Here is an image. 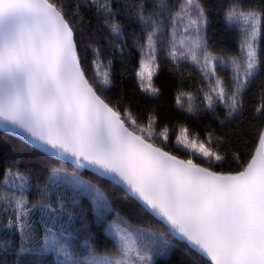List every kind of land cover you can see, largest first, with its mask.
Returning a JSON list of instances; mask_svg holds the SVG:
<instances>
[{"label": "snow or ice", "instance_id": "6c2138e0", "mask_svg": "<svg viewBox=\"0 0 264 264\" xmlns=\"http://www.w3.org/2000/svg\"><path fill=\"white\" fill-rule=\"evenodd\" d=\"M0 133V264H264V0H0Z\"/></svg>", "mask_w": 264, "mask_h": 264}, {"label": "trees", "instance_id": "16d2710c", "mask_svg": "<svg viewBox=\"0 0 264 264\" xmlns=\"http://www.w3.org/2000/svg\"><path fill=\"white\" fill-rule=\"evenodd\" d=\"M213 28L216 29L215 33H213ZM209 36L210 43L217 48L221 45H226L232 50L237 48L235 40L230 38L228 35L223 34L221 31V25L218 23H214L212 27L209 28ZM119 68L120 66L117 65V71H119ZM154 83L161 89V95L159 99L155 101V103L159 105L161 117L185 122L190 128L194 130L198 129L203 135L204 125L209 123L208 118L205 117L204 119L198 121L191 116L182 114L176 106V97L178 92L192 91L196 87L195 77L181 83L162 67L159 74L154 78ZM121 87L126 93L135 94L138 98H140L137 85L132 76H129L123 82ZM184 102L186 104V97ZM4 135L5 134L0 133V169L9 166L11 160L15 159L17 162L15 166L21 171L26 173L34 171L33 163L37 160V157L32 154V150L29 146L23 144L14 137L4 139ZM180 155H183V153H180ZM85 175H87V173H85ZM115 204L117 207H120L119 201H116ZM178 259L179 255L177 254L174 257V260Z\"/></svg>", "mask_w": 264, "mask_h": 264}, {"label": "water", "instance_id": "95a60500", "mask_svg": "<svg viewBox=\"0 0 264 264\" xmlns=\"http://www.w3.org/2000/svg\"><path fill=\"white\" fill-rule=\"evenodd\" d=\"M15 138V137H14ZM17 140H19L18 138H16ZM20 141V140H19ZM22 142V141H21ZM23 143V142H22Z\"/></svg>", "mask_w": 264, "mask_h": 264}]
</instances>
